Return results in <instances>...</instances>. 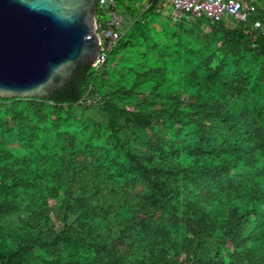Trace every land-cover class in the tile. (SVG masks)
Listing matches in <instances>:
<instances>
[{"label":"trees","instance_id":"16d2710c","mask_svg":"<svg viewBox=\"0 0 264 264\" xmlns=\"http://www.w3.org/2000/svg\"><path fill=\"white\" fill-rule=\"evenodd\" d=\"M114 2L102 64L0 97V264H264V0Z\"/></svg>","mask_w":264,"mask_h":264},{"label":"water","instance_id":"95a60500","mask_svg":"<svg viewBox=\"0 0 264 264\" xmlns=\"http://www.w3.org/2000/svg\"><path fill=\"white\" fill-rule=\"evenodd\" d=\"M97 0H0V97H45L99 56Z\"/></svg>","mask_w":264,"mask_h":264},{"label":"built area","instance_id":"2783aa9c","mask_svg":"<svg viewBox=\"0 0 264 264\" xmlns=\"http://www.w3.org/2000/svg\"><path fill=\"white\" fill-rule=\"evenodd\" d=\"M174 8V14L188 13L194 16H206L211 20H221L230 17L239 21H246L252 6L250 0H167ZM97 4L108 10L110 16L108 27L99 34V56L93 65L104 62L106 54L118 39L123 28L122 17L114 11V0H97ZM259 27V21L254 22Z\"/></svg>","mask_w":264,"mask_h":264},{"label":"rangeland","instance_id":"374dc122","mask_svg":"<svg viewBox=\"0 0 264 264\" xmlns=\"http://www.w3.org/2000/svg\"><path fill=\"white\" fill-rule=\"evenodd\" d=\"M159 3H161L162 6H163V14L164 15L169 14V13H173L174 14L173 6L170 3H168L167 0H159ZM107 18L109 19L110 16H107Z\"/></svg>","mask_w":264,"mask_h":264}]
</instances>
